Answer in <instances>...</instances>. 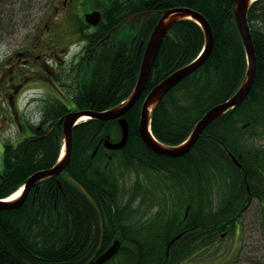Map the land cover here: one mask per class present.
<instances>
[{
	"label": "trees",
	"instance_id": "1",
	"mask_svg": "<svg viewBox=\"0 0 264 264\" xmlns=\"http://www.w3.org/2000/svg\"><path fill=\"white\" fill-rule=\"evenodd\" d=\"M93 4L104 11L109 28L141 12H150L152 19L136 37L121 36L123 44L110 50L94 72L90 87L79 96L80 110H107L131 94L154 26L165 10L175 7L202 14L212 27L215 45L204 66L161 101L152 116L154 136L165 145L181 144L209 109L231 98L241 86L247 60L235 21V0H93ZM248 21L257 75L241 106L210 125L184 157L161 156L144 145L139 121L145 97L165 77L195 60L205 44L203 30L196 22H177L161 46L143 95L126 115L130 137L121 155L107 158L101 143L106 134L112 136L111 123L89 120L74 128L67 173L88 191L97 208L64 173L39 182L19 208L0 210V264H86L98 251L101 220L104 235L100 252L115 238L122 241L112 259L120 254L126 264H134L139 250V264H181L213 244L220 230L234 231L248 202L243 196L245 186L239 187L243 172L231 154L241 156L247 184L261 204L260 248L248 246L236 264H264V179L257 178L264 173V160L249 157L251 151L264 157V151L249 136V131L264 128V0L251 5ZM56 123L53 120L52 125ZM45 133L18 145L5 144L0 199L10 197L31 175L56 163L63 134L58 128ZM131 171L143 174L144 180L139 178L132 185L123 182ZM155 186L161 195H156ZM157 205L174 212L170 238L186 230L171 246L168 259V240L162 238L161 245L155 246L152 218L141 221L145 214H153Z\"/></svg>",
	"mask_w": 264,
	"mask_h": 264
},
{
	"label": "flooded vegetation",
	"instance_id": "2",
	"mask_svg": "<svg viewBox=\"0 0 264 264\" xmlns=\"http://www.w3.org/2000/svg\"><path fill=\"white\" fill-rule=\"evenodd\" d=\"M11 5L14 7L12 2ZM93 11L90 0H37L23 11L26 20L31 16L33 22L27 26L29 37L22 38L25 34L20 32L17 25V30H8L6 46L0 48V131L15 133L28 129L30 135L26 138L40 133L44 137L45 132H52L56 128L52 125L53 120L58 121L69 112L79 110V96L90 87L89 80L94 72L111 49L123 44L124 40L118 34L121 28L130 25L134 32L129 28L124 33L128 37L132 34L136 37L150 21V15L138 20V17L131 19L138 15L133 14L131 18H125L122 24L109 28L103 14L97 26L82 23L85 15ZM80 40H84V44L75 48ZM249 136L252 143L264 150V128L249 131ZM104 141L103 147L110 156ZM249 157L252 160H264L263 155L252 151ZM262 177L264 179V173L257 176L258 180ZM241 178L239 187L245 186L243 196L248 200L241 213L243 216L257 198L251 193L246 174ZM140 180H144L141 173ZM154 190L157 196L161 195L158 186ZM151 218L154 245L160 246L162 238L169 243L173 239L170 237L173 233L174 212L162 210L161 205H157ZM185 231L179 235V239ZM224 232L220 230V237H224ZM217 243L216 239L209 247ZM166 258H170V252L166 253ZM175 259L180 260L177 257Z\"/></svg>",
	"mask_w": 264,
	"mask_h": 264
},
{
	"label": "water",
	"instance_id": "3",
	"mask_svg": "<svg viewBox=\"0 0 264 264\" xmlns=\"http://www.w3.org/2000/svg\"><path fill=\"white\" fill-rule=\"evenodd\" d=\"M253 1L254 0H235L234 6V16L248 61V68L245 79L242 82L239 90L232 98L222 104L216 105L211 108L201 118V120L198 121L191 135L184 144H181L179 146H166L156 140L150 129L152 114L157 108L158 104L174 87H176L186 77L199 70L205 64L214 49L215 39L209 21L202 14L188 7H176L164 11L162 17L155 25L145 48L137 85L130 97L124 103H121L120 105L103 112L83 110L80 112L69 113L68 115L63 117L60 120V125L63 126L64 131L65 150L60 160L54 167L46 170H41L30 176L26 181V188L21 196L9 201L0 200V210H13L19 208L24 204L30 190L35 184L45 179L55 177L67 169L72 156L73 129L76 126L77 122L80 121L83 117L86 116L101 121L119 119L123 137L120 142L115 144L107 142V145L112 149H120L126 145L129 136V125L127 119L125 118V115L135 106V104L142 96L150 80L154 63L158 57L161 46L167 34L177 22L183 19L195 20L202 27L205 37V50L198 60L171 73L168 77L159 82L151 90L142 106L139 132L144 143L151 150L158 154L166 155L169 157H182L190 152L197 143L200 136L204 133L205 129L211 123H213L235 107L239 106L249 96L255 83L257 75V55L251 28L248 21V11ZM146 14L147 13H142L138 15V20ZM101 17V13L95 11L93 13L87 14L86 20L88 23L97 25ZM135 17L136 16H133L131 19ZM67 178L73 183L77 184L80 190L89 199L92 200V197L80 184H78L69 175H67ZM94 204L96 206L95 202ZM120 248L121 241L116 239L104 253L97 254L94 260L95 264L105 263L106 261L111 259L119 251ZM139 261L140 253H138V258L135 264H139Z\"/></svg>",
	"mask_w": 264,
	"mask_h": 264
},
{
	"label": "rangeland",
	"instance_id": "4",
	"mask_svg": "<svg viewBox=\"0 0 264 264\" xmlns=\"http://www.w3.org/2000/svg\"><path fill=\"white\" fill-rule=\"evenodd\" d=\"M11 2L14 4V7L11 5ZM32 2L36 3L37 0H32ZM32 2L31 0H9L8 3V0H0V42H2L0 43V48L6 46V42L8 41L7 32L15 28L16 25L18 26L17 28H20V32L25 34L22 38L29 37L27 26L33 22L31 16L26 20L23 16V11L28 9L32 5ZM33 11H36V9ZM17 28L15 29L17 30ZM29 135L30 131L28 129L11 134L0 131V172H4L5 170V142L10 141L13 145H18ZM131 178L134 179L133 176ZM260 211V201L254 199L234 233L232 232L222 237L216 245L199 252L191 260H185L181 264H235L239 259L241 250L245 252L248 246L254 250L259 249L258 239L260 238V233L258 230ZM120 256L118 254L108 264H126V260L123 259V256Z\"/></svg>",
	"mask_w": 264,
	"mask_h": 264
},
{
	"label": "bare ground",
	"instance_id": "5",
	"mask_svg": "<svg viewBox=\"0 0 264 264\" xmlns=\"http://www.w3.org/2000/svg\"><path fill=\"white\" fill-rule=\"evenodd\" d=\"M242 41V40H241ZM244 47V46H243ZM204 66V65H203ZM137 85V84H136ZM136 87V86H135ZM135 89V88H134ZM134 91V90H133ZM161 103V102H160ZM160 103L158 104V106L160 105ZM87 119L86 117H84L82 120ZM21 194V190H19L18 192L14 193L11 197L10 200L16 199L20 196ZM180 237V236H179Z\"/></svg>",
	"mask_w": 264,
	"mask_h": 264
}]
</instances>
